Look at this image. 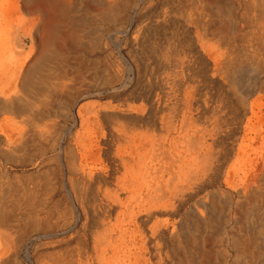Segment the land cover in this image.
Instances as JSON below:
<instances>
[{
	"label": "rangeland",
	"instance_id": "1",
	"mask_svg": "<svg viewBox=\"0 0 264 264\" xmlns=\"http://www.w3.org/2000/svg\"><path fill=\"white\" fill-rule=\"evenodd\" d=\"M95 1L97 5L94 0H72L73 8L68 16L54 13L44 0H18L17 5L11 3L14 22L8 32L11 31L12 36L19 34L23 37L17 44L16 55L19 62L28 59L25 72L43 56L41 50L50 47L56 60H63L61 65L57 63L53 67L61 78L67 76L64 83L68 89L64 92L53 84H41L38 92L49 91L46 96L37 95V91L34 95L21 93L30 106L28 118L31 127L24 139L30 159L25 164L17 163L6 142L15 111L0 107V264H34L38 260L43 264H72L78 257L84 261L92 257L91 232L66 233L63 228L69 206L64 190L65 167L58 155L61 148H68L73 135L77 136L80 130L77 126L70 138L68 132L73 123L65 119L64 114L71 109L74 115L77 101H80L78 107L93 103L79 99V92L98 93L103 84L113 79V71L119 64L127 71L126 78L133 64L140 65L139 72L147 74L149 81L152 80L151 75L157 81L170 75L195 76V86L200 87L208 109L198 125L208 130L220 128L221 131L215 149L221 157V171L218 175L210 173L201 194L209 205L206 222L200 220L192 207L193 216L183 210L178 217L180 224L176 228L170 227L163 245L165 257L155 262L264 264V172L260 173L264 160V70L248 74L241 62L248 51H257L264 57V39L261 38L264 12L252 7L250 0H211L213 3L209 0H136L129 21L122 28L100 15L94 17L82 12L80 4L91 2L95 13H98L102 6L99 0ZM13 7L19 11L18 15L13 13ZM131 21L138 24V29L141 28V55L138 58L127 55L132 48L125 32L131 30ZM55 23H58L61 33L52 40L51 26ZM201 46L210 53H202ZM150 50L162 59V63H156L152 54L147 53ZM217 53L225 54L223 68L227 66V73L234 74L237 79L234 89L227 80L219 88L209 85L208 77L212 72H207L206 67L209 64L213 67V56ZM174 64L177 66L175 71L172 69ZM14 70L3 72L0 69L1 89L18 85L22 91L23 79H18ZM56 81L62 82V79ZM247 86L251 89L248 97ZM102 97L101 102L107 101L106 93ZM258 97L263 98L259 102L260 108L256 106L251 111L249 103ZM38 98L47 100L48 104L35 103ZM9 101L0 92V103ZM47 107L54 108V113H49ZM220 107L226 109L217 113L216 108ZM232 108L237 116L234 119L237 125L231 121L222 124V114ZM163 116H157L159 121ZM257 173L260 175L256 178ZM244 175L246 181L240 185V178ZM248 177H252L254 184L247 191ZM21 179L26 181V190L35 194L44 209V225L38 229L31 227L33 218L29 213L16 210L13 184L17 180L23 182ZM196 200V197L192 199L191 206ZM10 222L15 230L12 233L7 229ZM172 232L176 233L174 238H171Z\"/></svg>",
	"mask_w": 264,
	"mask_h": 264
},
{
	"label": "bare ground",
	"instance_id": "2",
	"mask_svg": "<svg viewBox=\"0 0 264 264\" xmlns=\"http://www.w3.org/2000/svg\"><path fill=\"white\" fill-rule=\"evenodd\" d=\"M15 1L0 0V33H3L0 36V69L3 72L15 69L16 77L23 79L24 85L22 91L18 85L0 88V92L10 100L9 103H0V107L15 111L6 142L13 150L17 163L25 164L30 159L24 141L31 127L28 118L30 106L21 93L34 95L37 91V95L46 96L49 91L43 90V94L38 92L41 84H53L64 92L68 88L64 83L67 76L61 78L53 67L57 63L61 65L63 60H56L50 47L41 50L44 52L43 56L25 72L28 59L19 62L16 55L17 44L23 37L19 34L12 36L11 31L8 32L14 22L11 18V3ZM44 1L54 13L60 12L61 16H68L73 8L72 0ZM99 1L102 9L98 13H95L96 9L92 7L91 2L81 3L80 9L94 17L100 15L122 28L129 21V14L136 4V0ZM16 2L12 4L17 5ZM94 2L97 5L95 0ZM250 2L252 7L260 8L264 12V0ZM101 6H98V9ZM14 12H17L16 9ZM131 24V30L125 32L132 48L127 55L138 58L141 55V28L138 29L135 22L131 21ZM59 33V25L55 23L51 26V39H56ZM261 35L264 39V26ZM201 52L210 53L204 46H201ZM147 53L152 54L156 63H162V59L155 56V52L150 50ZM247 53L242 56L241 62L245 64L243 69L248 74L264 70V57L257 51ZM213 57V67L211 68L210 64L206 67L207 72H212L208 77L209 85L219 88L227 80L234 89L237 85L236 77L227 73V66L223 68L222 60L225 54L217 53ZM176 68L174 64L172 69L175 71ZM143 70L147 71V68ZM139 71L140 65L133 64L126 78L127 71L119 64L113 71V79L103 84L98 93H77L79 99L91 100L93 103L78 107L80 101H77L76 113L73 115L71 109H68L69 112L64 114V118L73 123L68 136L72 138L77 126L80 130L77 136L73 135L74 139L68 148H61L58 155L65 167L64 190L69 206L63 228L66 233L78 234L79 230L91 232L93 253L86 261L78 257L72 264H159L155 261L163 260V245L167 241L170 227L176 228L180 224L178 217L183 210L193 216V211H190L192 207V210L198 212L200 220L206 222L209 205L201 194L210 173L218 175L221 171V157L215 150L220 140L217 138L221 132L220 128L208 130L198 125L208 109L200 87L195 86V76L170 75L157 81V78L151 75L152 80L149 81L147 74H141ZM58 78L62 79V82H57ZM105 93L107 101L101 102ZM250 94L251 89L248 88L246 96ZM263 98L258 97L250 101L249 109L253 111L256 106L259 107ZM36 102L48 104L47 100L41 98L36 99ZM221 109L226 108H216L217 113H221ZM47 111L54 113V108L47 107ZM144 114L147 116H143ZM161 114L164 116L162 121H159L157 116ZM235 114L233 108L227 110L222 114V124L231 121V124L237 125L234 122L237 118ZM263 172L264 160L260 173ZM260 173L255 174V177H259ZM246 178L245 175L240 178V185H243ZM21 181L23 182L17 180L13 184L14 196L17 197L16 210L29 213L33 218L31 227L38 229L44 225V209L37 202L35 194L26 190V181ZM253 181L252 177L249 178L247 191L253 187ZM232 187L236 189L234 185ZM194 197L197 200L191 206L190 202ZM197 223L201 225L199 220ZM175 234L172 232L171 238H174ZM166 258L170 259L168 255ZM34 264L43 263L38 260V263Z\"/></svg>",
	"mask_w": 264,
	"mask_h": 264
},
{
	"label": "crops",
	"instance_id": "3",
	"mask_svg": "<svg viewBox=\"0 0 264 264\" xmlns=\"http://www.w3.org/2000/svg\"><path fill=\"white\" fill-rule=\"evenodd\" d=\"M9 226H7V229H9V231L12 233V230L13 231H15L14 230V227L12 226V223L10 222L9 224H8Z\"/></svg>",
	"mask_w": 264,
	"mask_h": 264
}]
</instances>
